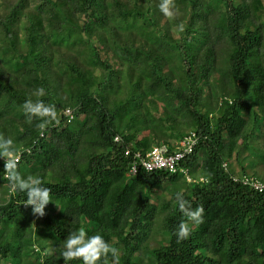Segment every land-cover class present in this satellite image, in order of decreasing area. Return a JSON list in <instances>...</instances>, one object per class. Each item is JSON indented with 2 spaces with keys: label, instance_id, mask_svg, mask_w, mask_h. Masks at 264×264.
<instances>
[{
  "label": "trees",
  "instance_id": "16d2710c",
  "mask_svg": "<svg viewBox=\"0 0 264 264\" xmlns=\"http://www.w3.org/2000/svg\"><path fill=\"white\" fill-rule=\"evenodd\" d=\"M158 3L0 0V133L30 149L18 170L52 200L33 214L0 161V264H64L78 227L111 240L120 264H264V189L233 179L264 182V0H176L171 19ZM37 87L59 121L43 135L21 108ZM190 131L180 165L195 181L126 175L127 147L171 151ZM179 190L204 219L177 243Z\"/></svg>",
  "mask_w": 264,
  "mask_h": 264
},
{
  "label": "clouds",
  "instance_id": "9594fccd",
  "mask_svg": "<svg viewBox=\"0 0 264 264\" xmlns=\"http://www.w3.org/2000/svg\"><path fill=\"white\" fill-rule=\"evenodd\" d=\"M157 6L159 11L170 19L180 14L176 0H159ZM183 27L182 23L178 24L177 30L183 31ZM44 96H46L44 87H37L32 92V97L35 99H25L21 105L25 121L32 123L35 120L39 135L44 134L46 127L59 122L56 105L40 99ZM70 112L71 109L64 110L65 115ZM116 139L118 140L119 137ZM24 151H30V149L18 150L10 136L0 133V158H3V173L9 182L10 191L24 194L23 204L31 206L33 214L43 216L45 206L52 201L51 189L45 186L38 175L25 176L18 170V164ZM174 203L182 217L173 230L177 243H180L189 238L194 225L203 222L204 208L202 205L193 207L192 201L185 198L183 190L175 192ZM58 248V256L63 258L64 264H71L72 261H78L79 264H105L109 258L110 264H120L119 248L111 240L106 239L101 232H92L85 227L69 231Z\"/></svg>",
  "mask_w": 264,
  "mask_h": 264
},
{
  "label": "built area",
  "instance_id": "2783aa9c",
  "mask_svg": "<svg viewBox=\"0 0 264 264\" xmlns=\"http://www.w3.org/2000/svg\"><path fill=\"white\" fill-rule=\"evenodd\" d=\"M67 116L69 119L72 118V113L70 112ZM116 137H118V135L114 136V140L118 141L119 139L117 140ZM196 143L197 135L194 131H190L175 144L171 151H169L168 147L164 144L154 145L146 152L132 150L127 147L124 154L130 157L131 163L126 175H133L136 173L138 167H142L146 171L166 170L170 173L178 172L183 174L188 181H195V179L187 173V170L180 165V161L192 152ZM0 161L3 162V158H0ZM161 164H163V166H161ZM222 166L225 168L226 163H223ZM233 179L239 180L242 184L257 191H262L264 189V182L250 175H236ZM198 180L203 181L204 179L201 177Z\"/></svg>",
  "mask_w": 264,
  "mask_h": 264
},
{
  "label": "rangeland",
  "instance_id": "374dc122",
  "mask_svg": "<svg viewBox=\"0 0 264 264\" xmlns=\"http://www.w3.org/2000/svg\"><path fill=\"white\" fill-rule=\"evenodd\" d=\"M257 171H258V172H261V171H260V168L257 167Z\"/></svg>",
  "mask_w": 264,
  "mask_h": 264
}]
</instances>
